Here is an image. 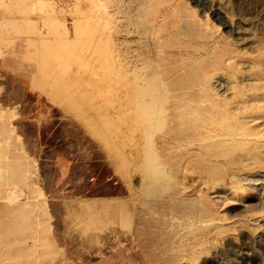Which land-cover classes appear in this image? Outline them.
I'll return each mask as SVG.
<instances>
[{
    "label": "rangeland",
    "instance_id": "rangeland-1",
    "mask_svg": "<svg viewBox=\"0 0 264 264\" xmlns=\"http://www.w3.org/2000/svg\"><path fill=\"white\" fill-rule=\"evenodd\" d=\"M263 121L264 0H0V264H264Z\"/></svg>",
    "mask_w": 264,
    "mask_h": 264
},
{
    "label": "bare ground",
    "instance_id": "bare-ground-1",
    "mask_svg": "<svg viewBox=\"0 0 264 264\" xmlns=\"http://www.w3.org/2000/svg\"><path fill=\"white\" fill-rule=\"evenodd\" d=\"M99 13V12H98ZM106 13V12H105ZM96 14V13H95ZM98 15H100V14H98ZM99 20V19H98ZM225 24V23H224ZM89 28V27H88ZM99 28H100V26H99ZM230 28V27H229ZM104 31V30H103ZM73 36V35H72ZM98 36V35H97ZM93 38V37H92ZM100 38V37H99ZM98 38V39H99ZM91 39V38H90ZM101 39V38H100ZM104 41V40H103ZM97 42H99V41H97ZM101 42H102V40H101ZM104 43V42H103ZM103 45V44H102ZM141 66V65H140ZM129 67V66H128ZM133 68V67H132ZM128 69V68H127ZM133 71V70H132ZM132 71H129L130 72V74H131V76H132V74L133 73H135L136 71H135V69H134V71H133V73H132ZM128 73V72H127ZM130 74H128V76L130 75ZM133 75H135V74H133ZM133 77V76H132ZM150 81V80H149ZM144 82V81H143ZM137 85V84H136ZM139 85V84H138ZM151 86V85H150ZM208 90V89H207ZM161 94V93H160ZM152 98V97H151ZM157 98V97H156ZM139 101V100H138ZM131 103V102H130ZM131 106V105H130ZM158 106V105H157ZM130 110H131V108H130ZM252 110V109H251ZM261 119V118H260ZM263 119V118H262ZM251 120V119H250ZM261 121V120H260ZM264 122V121H263ZM130 123V122H129ZM131 125H133V124H131ZM129 133V132H128ZM133 136V135H132ZM145 150V149H144Z\"/></svg>",
    "mask_w": 264,
    "mask_h": 264
}]
</instances>
